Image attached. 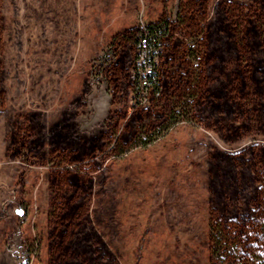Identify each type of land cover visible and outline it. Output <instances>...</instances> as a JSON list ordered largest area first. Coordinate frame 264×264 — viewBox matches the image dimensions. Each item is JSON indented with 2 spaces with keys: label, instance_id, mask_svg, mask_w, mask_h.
<instances>
[{
  "label": "rangeland",
  "instance_id": "rangeland-1",
  "mask_svg": "<svg viewBox=\"0 0 264 264\" xmlns=\"http://www.w3.org/2000/svg\"><path fill=\"white\" fill-rule=\"evenodd\" d=\"M262 220L264 0H0V264H218Z\"/></svg>",
  "mask_w": 264,
  "mask_h": 264
},
{
  "label": "built area",
  "instance_id": "built-area-1",
  "mask_svg": "<svg viewBox=\"0 0 264 264\" xmlns=\"http://www.w3.org/2000/svg\"><path fill=\"white\" fill-rule=\"evenodd\" d=\"M167 44L168 29L165 23L141 21L138 24L131 66V104L145 105L159 94V60Z\"/></svg>",
  "mask_w": 264,
  "mask_h": 264
},
{
  "label": "trees",
  "instance_id": "trees-1",
  "mask_svg": "<svg viewBox=\"0 0 264 264\" xmlns=\"http://www.w3.org/2000/svg\"><path fill=\"white\" fill-rule=\"evenodd\" d=\"M259 226L261 229L247 233L240 227L231 231L213 228L211 250L218 264H264V220ZM242 252L248 255L242 258Z\"/></svg>",
  "mask_w": 264,
  "mask_h": 264
},
{
  "label": "water",
  "instance_id": "water-1",
  "mask_svg": "<svg viewBox=\"0 0 264 264\" xmlns=\"http://www.w3.org/2000/svg\"><path fill=\"white\" fill-rule=\"evenodd\" d=\"M17 210H18V213H19V214H21V213H22V211H23V209H22V208H18Z\"/></svg>",
  "mask_w": 264,
  "mask_h": 264
}]
</instances>
